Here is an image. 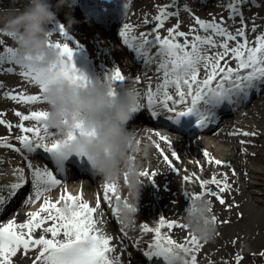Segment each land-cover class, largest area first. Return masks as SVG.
<instances>
[{
  "label": "snow or ice",
  "instance_id": "1",
  "mask_svg": "<svg viewBox=\"0 0 264 264\" xmlns=\"http://www.w3.org/2000/svg\"><path fill=\"white\" fill-rule=\"evenodd\" d=\"M246 2L248 0H227V2L222 0L219 5L228 10L229 21L235 22L238 18L239 26L234 29L232 25L226 23L224 17L217 21L215 17L205 20L195 16L187 0L182 6L179 0L158 5L156 15L148 19L146 14L143 20L145 25L154 22L153 26L147 32H140L139 36L134 34L132 24L125 23L119 33L122 43L136 53L145 68L156 66L155 77L150 76L146 71L135 77L134 84H139L141 79L147 81L144 93L146 103H142L139 99L132 112L141 108L150 110L153 116L165 112L170 114L169 118L174 121L181 116L192 115L196 118L197 127L207 129L210 126H218L221 111H235L236 106H246L251 102L252 96H259L264 92V32L256 35L254 41L248 40V25L240 7ZM252 3L255 4L256 0H252ZM128 7V3H125V15ZM181 11L187 12L194 21L187 32L180 30ZM170 18H176V23L168 27L166 34L162 36L160 30ZM256 29L257 26L253 23L251 31L256 32ZM58 32L62 40L48 33V48L56 52V60L47 72L35 69L30 57L18 58L16 48H3L0 52V64L7 62L12 65L4 70L7 73H14L18 67V75L38 89L36 94L7 91L4 93L7 98L25 105L46 104L47 85L58 80H67L76 88H87L90 80L72 62L73 49L65 42L69 37L63 25L59 26ZM5 35L13 38L10 32H5ZM180 38H183L182 41ZM3 44L4 41L0 40V45ZM153 48L156 49L155 53L152 52ZM106 77H110L112 81L109 95L116 96L114 83L125 81V76L120 68L113 67ZM153 79L156 81L154 87ZM14 114L19 118V123L15 125L21 133L15 137L19 147L5 138H0V148H8L20 154L26 161L28 174H25L23 167L14 168L12 174L16 177V181L8 185H0V212L5 210V206L23 190L29 180L32 191L24 204H35L42 197L43 201L36 211L27 213L28 218L24 222L17 223L14 219H9L0 224V264H14V259L18 255L27 256L31 250L36 252L32 264H122L119 256L110 255L114 251L110 243L112 237L104 234V230L97 226L100 221L95 215L101 208L102 200L110 207L112 196H115L116 201L120 200L116 183L105 182L102 199L100 195L97 196L95 207L83 200L82 193L73 196L66 189L53 201L45 196V193L61 185L62 181L57 179L49 167L34 166L29 159L30 154L35 153L37 149L52 154L56 159L66 158L72 153L85 156L79 147V138L93 133L83 129L79 122H75L73 130L62 136L58 130L41 123L47 118V110H35L27 114L16 111ZM2 116L3 113H0V117ZM28 121L36 123L26 126L25 122ZM0 126H5L9 132L13 128V125L3 118H0ZM237 134L253 137L257 135L256 132L247 131L229 133V135ZM155 135L161 141L170 144L167 136L160 132ZM132 136L135 139L134 133ZM135 141L139 145L140 141ZM240 143L243 145L245 141L241 140ZM155 147L169 168L174 172L177 171L173 161L164 153L160 145L156 144ZM203 156L209 164L231 167L230 163L211 157L207 151H204ZM171 157L180 159L174 151H171ZM130 159L134 163L135 157L130 156ZM197 164L199 165L198 161ZM232 175H235L234 169ZM138 176L147 177L152 181L156 172L144 170L138 172ZM124 177L127 183L128 174L125 173ZM183 180L185 183H191L192 177L185 175ZM196 180L201 191L192 193L185 190L187 204L193 198L207 196L214 198L222 206L227 205V209L239 207V205L227 204L224 198L225 193L232 191L227 174H224L223 178H218L214 173L209 179H200L197 176ZM210 185H214L215 189L209 187ZM124 206L131 208L133 213L136 212V208L127 201L124 202ZM119 211V205L111 207V214L118 223L121 222ZM238 215L242 217L243 213ZM211 220L216 225L230 223L228 219L218 220L216 215H212ZM176 228L187 229L186 225L177 220H168L165 217H161L151 227L148 223L140 225L141 233L152 234V241L146 246L147 251H144V255L149 260L152 257L162 258L165 264L167 255L173 247H176L184 253L185 264H199V253L207 242L202 243L196 236L188 233L184 242L180 243L170 234L171 230ZM164 229L169 231L165 232ZM37 230L41 232L38 237L34 235ZM121 232H124L123 227ZM216 235H219L218 231ZM125 237L126 233L121 240L123 241ZM232 243L235 244L236 241L233 240ZM134 244L139 246V241H134ZM259 255L264 256V251ZM243 258L240 253L235 254L232 264H242ZM209 264L213 262L209 260ZM222 264L229 262L222 261Z\"/></svg>",
  "mask_w": 264,
  "mask_h": 264
},
{
  "label": "bare ground",
  "instance_id": "2",
  "mask_svg": "<svg viewBox=\"0 0 264 264\" xmlns=\"http://www.w3.org/2000/svg\"><path fill=\"white\" fill-rule=\"evenodd\" d=\"M80 0H76L73 7L78 9L77 4ZM15 0H0V11L6 8H9L10 11L0 12V16L5 15L6 13L14 12L15 8L13 6ZM21 6L19 9H22L26 3V0H19ZM163 0H127L129 5L127 15H125V8L122 9V14L118 17L113 18L111 21L104 22L101 28L97 29L87 23L80 21L73 11L64 7L57 13L58 21L61 25L64 26L67 23L65 19V14L69 13L71 17L75 20V23L72 24V27L68 30L65 29L69 39L65 42L68 43L69 47L73 50L78 47L84 48V55L86 60H91V67L95 69V72L102 71L99 76L103 75V72L106 70L101 69L98 65L99 63L104 64V66L109 69L113 66L121 69V72L125 74L128 78L134 81L137 75H141L142 72H147L149 75L155 72V66L151 65L145 68L142 65V61L134 56L130 49L122 43V38L120 37V29L125 23L133 24L134 22H139L143 24V20L146 18L150 19L153 14L157 12V6L161 5ZM181 6L185 0H179ZM191 9L199 10L206 3L212 7H218V0H187ZM242 12L245 18V21L248 25L247 37L250 42L255 40L256 35L264 32V0H256V3L253 4L252 0H248L245 4L242 5ZM206 20H210L213 17H218L212 11L205 10L201 14ZM253 17L255 19L253 20ZM225 19V18H224ZM186 20H188L186 18ZM226 23L234 27H238V20L229 21L225 19ZM187 23L189 21H186ZM186 22L182 25L181 31L187 32L189 30L186 27ZM255 23L257 26L256 32H252V24ZM3 26L2 21H0V27ZM115 26V27H114ZM172 27L170 23H166L165 27L160 30V34L163 36L166 34V29ZM49 32L52 34V37L62 40L63 38L59 37L58 27L55 23L52 22L49 25ZM134 34L137 36V30L134 29ZM114 37L122 47L123 51L129 56L131 62H133V68L127 63V61L122 56L121 52L113 50L110 48V44L107 42L106 37ZM113 37V38H114ZM181 41L183 38H180ZM0 40L4 41L3 45H0V52L3 51L4 47H8L11 44H15V40L12 37L5 35V32H0ZM105 50L108 51L109 58L105 54ZM72 62L75 67L80 68L81 64L78 62L77 57H72ZM234 66V64H233ZM0 69H2L0 64ZM109 72V71H108ZM142 80V79H141ZM24 91L27 94L35 91L34 87L29 85L26 81H23L21 85L13 86V83H6L2 86L0 90V113H3V116L0 118L5 119L7 122L13 125L11 132H9L5 126H0V138L7 139L8 142L15 144L17 147L18 141L15 139L17 135H20L19 129L15 127L19 123V118L14 114L16 111L27 114L30 111L35 110H46L47 105L42 103L36 104H21L11 99L7 98L4 93L7 91ZM145 88L140 90V94H143ZM117 92V91H116ZM118 95V92H117ZM139 110V109H138ZM165 113V112H164ZM158 113L155 119L145 118V115H138L130 121L134 122L135 125L139 124L141 121H146L147 125L145 128H138L137 132H132L135 134V140L140 141L139 146L141 149L144 146H147V154L143 151L140 152H131L130 155L135 157L134 165H138L136 168V178L143 183L140 189L139 199L136 200L129 193L128 185L125 186L121 179L116 182L117 192L121 194L122 198L119 201H116L115 196L111 200V204L114 206L124 204L127 201L129 204H132L136 208V212L133 213L134 224L130 228L122 226L116 227L114 225L113 218L111 217V223L105 218L104 213L101 210H104L108 203H101L100 210L95 214L96 219L100 221L97 225L104 230V234L112 237L111 245L114 247L113 253L110 255L116 257L118 255L119 246H124L128 244V240L139 241V237L143 238L146 242L152 241V234H146L140 232V225L148 223L149 226H154L161 217H165L168 220H177L179 223H183L184 209L187 206V197L184 195V191L187 190L192 193H199L201 191L199 182L196 180L198 176L200 179H209L214 173L218 178H223L224 174H227L229 183L232 185V191L230 193H225L224 198L227 201V204L230 205H239V207H232L227 209V205L222 206L214 198H209L212 201V215H216L218 220L222 221L225 219L230 220V223L219 225L217 224V231L219 235H215L214 239L208 241L206 246L199 253V264H209V260L213 264H222V261H228L229 264H232L235 254L240 253L244 258L242 264H264V256H260L259 253L264 251V193L261 191V198H257L258 193L254 192L252 189L255 188L254 185H250L244 179L254 175L252 166L253 163L260 162L264 164V93L261 96L259 101H253L248 108H245L240 112V114L231 116V118L220 119L218 120V125L221 124V128L216 133L204 134L202 136H195L196 132L193 133H184L180 130L185 139L176 138L173 136L171 130L174 129V121L169 118L168 113L166 116H163ZM164 118H167L164 119ZM247 119V121H243ZM36 122L28 121L25 122L26 126H32ZM247 123L250 124V128L246 127ZM236 128H241L242 131H237ZM205 130V129H201ZM247 132H256L258 135L255 137L246 136V139H242L248 142L245 146L246 149H251L255 152L254 157H249V153L244 149V145H240L239 137L244 136L242 134L229 135V133L237 132L242 133ZM259 130V133H258ZM160 132L162 135L167 136L169 143L161 141L155 133ZM149 137L154 138L151 140ZM215 147L220 143H226L229 148L230 157L226 155L215 153L213 150V145ZM159 144L160 148L163 149L164 153L169 156L173 161L175 167L176 163L174 158L171 157V151L177 152V154H183V152H190L192 158H196V162H199L197 166H187L185 170H182L181 175H188L192 177L191 183H185L182 187L181 176H178L174 171H172L169 166L164 162L159 153L156 151L155 145ZM252 144V145H251ZM171 145V147H170ZM243 149V151H242ZM204 151H207L211 157L219 159L221 161H226L230 163L231 167L216 166L214 164H209L203 156ZM14 151L8 148H0V174L3 173L4 168H6L7 162H15L11 159L10 155ZM194 153V154H193ZM29 156L30 161L32 160ZM224 156V157H223ZM38 161H44L37 156ZM37 160L31 161L34 166L42 167V164ZM143 160L146 163H143ZM143 163V164H142ZM14 166V165H13ZM25 173L28 174V169L26 167V161L24 162ZM235 171V175H232V171ZM148 170L149 172H156V176L153 177L150 181L147 177L138 176V172ZM122 176V175H121ZM120 176V177H121ZM125 177L123 176V181ZM130 177L128 176V184L130 182ZM6 182V181H5ZM105 180L100 178L95 182H91L88 185L79 186L78 184H69L66 185L62 182L59 185L60 190L47 195L51 200L55 201L59 198L60 195L64 193L66 189L68 193L73 194L74 196L78 194L81 190L82 196L85 201H90V194L94 191L95 194L100 195L102 199L103 189L98 188V185L102 186L105 184ZM185 182V181H184ZM109 183V182H108ZM8 184H10L8 180ZM195 184V185H193ZM0 185L2 182L0 181ZM7 185V184H5ZM66 185V186H65ZM180 186V187H178ZM103 187V186H102ZM209 187L215 189L214 185ZM31 183L25 185L22 191H20L17 196L14 198L18 199L17 204L19 207L27 206L24 204V201L28 198V195L31 193ZM13 201V200H12ZM43 198L40 202L33 208L32 211H36L40 204L42 203ZM255 202H260L261 205L255 204ZM10 202L5 206V210L0 212V217L8 211L10 207ZM96 206V201H93L92 207ZM29 213V212H27ZM27 213H21V210H17L11 213L10 218H5L1 220L0 224L7 222L9 219H14L17 223L24 222L28 217ZM238 213H243V216L240 217ZM121 221V220H120ZM121 223V222H120ZM123 227L124 232H121ZM163 231L168 232L169 230L164 229ZM126 233L125 239L122 241L121 237ZM190 233L188 229L176 228L171 230L170 234L173 239L183 243L185 236ZM41 234L40 230H37L34 235L38 237ZM50 238V234H48ZM235 240L236 243L233 244L232 241ZM202 242V241H201ZM204 243V242H202ZM139 244L144 246V243ZM135 246H137L135 244ZM255 253V255H253ZM35 250H31L27 256L20 254L14 259V264H24L25 261H32L35 258ZM135 255L142 257L141 253L135 252ZM30 264V262L28 263Z\"/></svg>",
  "mask_w": 264,
  "mask_h": 264
},
{
  "label": "clouds",
  "instance_id": "3",
  "mask_svg": "<svg viewBox=\"0 0 264 264\" xmlns=\"http://www.w3.org/2000/svg\"><path fill=\"white\" fill-rule=\"evenodd\" d=\"M76 0H26L22 9L0 16L3 26L0 32H10L16 42L18 58L30 57L33 67L47 72L56 60V52L48 48L49 25L61 8L71 10ZM68 30L75 23L69 13L65 14ZM119 95H109L112 88L110 77L91 79L87 88H76L67 80L47 85L45 98L47 118L41 123L58 130L66 136L79 122L83 129L93 134L79 138L78 144L95 174L109 183H116L125 173L131 178L129 193L139 199L143 183L136 178V168L130 153L143 151L136 143L132 131L126 128L132 119V108L139 103L140 92L128 77ZM132 205V204H131ZM133 206V205H132ZM134 207V206H133ZM212 202L206 196L189 200L183 223L190 233L202 242L214 239L217 226L211 220ZM121 224L130 228L134 224L131 208L119 205ZM165 264H185L184 253L173 247Z\"/></svg>",
  "mask_w": 264,
  "mask_h": 264
},
{
  "label": "rangeland",
  "instance_id": "4",
  "mask_svg": "<svg viewBox=\"0 0 264 264\" xmlns=\"http://www.w3.org/2000/svg\"><path fill=\"white\" fill-rule=\"evenodd\" d=\"M219 1V0H218ZM221 2H222V0H221ZM108 3H112V4H116V5H118V4H120L121 3V0H107V4L106 5H108ZM171 3V0H163V2H162V4H161V6L162 5H166V4H170ZM241 7V6H240ZM17 10L19 9V7H15ZM173 10V9H172ZM192 10V13L195 15V16H200V13H202L203 11L202 10H209V11H212L213 12V14H214V12L216 13V14H218V17H216V20L217 21H219L220 20V18H221V16H227L228 17V12H227V10L226 9H224V7H221V6H219V7H212V6H210L208 3H206V5L204 6V7H202V8H200L199 10H194V9H191ZM2 11H10V9L9 8H6V9H4V10H1L0 12H2ZM73 13L75 14V16L80 20V21H83V22H87V23H89V24H91V25H93V23L91 22V20H89L88 18L89 17H87V16H85V15H83L81 12L79 13V11H78V9H73ZM154 15V14H153ZM190 16H189V14L187 13V12H180V15H179V19H180V21L182 22L181 23V26L182 25H184V23L186 22V21H189L188 23L186 22V27H190L191 25H193L194 24V21H193V19H191V18H189ZM186 18H189V20H186ZM202 19V18H201ZM154 22H152V23H149L150 25H152ZM166 23H170V25L172 26V25H174L175 23H176V18H170L168 21H166L165 22V25H166ZM149 24H147V25H149ZM140 25H142L141 23H139V22H134V24H133V26H134V28L135 29H137V31H139V33L140 32H145L146 30L144 29V25L143 26H140ZM203 34V33H202ZM107 39V42L110 44V48H112L113 50H117V51H119V52H121V54H122V56L124 57V59L127 61V63L130 65V66H132L131 65V61H130V59H129V56H127V54L125 53V52H123V49L121 48V45L118 43V42H116L114 39H113V37H106ZM84 49V48H83ZM79 54H80V56H79ZM82 54V50H78V51H73V55L74 56H76L77 57V59L79 60V61H81V55ZM105 54L109 57V58H111L110 56H109V54H108V51L107 50H105ZM89 63H91L90 61H89ZM84 64H86L85 65V67H82V69L80 70V72H83L84 74H85V76H87L88 77V79L89 80H91V79H96V78H101L100 76H99V72L100 71H98V72H96L95 73V70H90L89 68H88V64L85 62ZM100 67L102 68V67H104V65H100ZM103 69V68H102ZM106 74H107V72H104L103 73V76L104 77H106ZM126 77V76H125ZM102 79V78H101ZM123 84H127V81H123ZM143 84H144V86H147V81H143ZM155 86V83H153V87ZM262 93H264V92H262ZM261 98V97H260ZM260 98L258 99V101L260 100ZM240 114V113H239ZM238 114V115H239ZM243 121L245 122V121H247V119H243ZM144 123V122H143ZM246 127H248V128H250V124L249 123H247V126ZM221 128V124L220 125H218V126H214L211 130H208L209 131V134H211V133H216V132H218V130ZM235 129L237 130V131H242V129L241 128H236V126H235ZM132 130H135L134 128H132ZM244 131V130H243ZM258 133H259V130H258ZM202 135H204V134H195V136H202ZM258 135V134H257ZM256 135V136H257ZM255 136V137H256ZM176 137V136H175ZM237 137H239V143H240V141L242 140V139H246V136H237ZM253 137V136H252ZM151 137H149V139H150ZM180 138V137H179ZM181 138H183V139H185L186 137H181ZM154 138H151V140H153ZM263 140H264V138H263ZM243 141H245V140H243ZM248 144V142L247 141H245V144H243L244 146L243 147H245L246 145ZM213 145V150H214V152L215 153H218L219 155L220 154H222V155H226V157H230V152H229V148L227 147V144L226 143H220V144H218V146L217 147H215V145H217V143L215 142V144H212ZM240 145H242L241 143H240ZM252 145V144H251ZM246 151H247V153H249V157H251V158H253L254 157V154H255V152L254 151H252L251 149H246V147L244 148ZM156 151L159 153V151L156 149ZM176 154H177V152H176ZM194 154V153H193ZM159 155H160V153H159ZM161 156V155H160ZM177 156H179L180 157V159L179 160H176L175 158H174V161H175V163H176V166H177V163H178V166L177 167H175V169H177V171H175V173L178 175V176H181V184H182V187H184L183 185L185 184V182H184V180H183V177H184V175H181V173H182V170H185V168H187V166H191V167H193V166H197V162H196V158L197 157H195V158H192L191 160H190V158L192 157V155L190 154V152H183V154H177ZM223 156V157H224ZM13 158V157H12ZM162 158V157H161ZM14 159V158H13ZM163 159V158H162ZM16 160V159H15ZM143 163L145 164L146 163V161L145 160H143ZM142 163V164H143ZM254 164V166H252L251 168H253L254 169V171H256V173L254 174V175H250V177H247V178H245L244 180L246 181V182H248L250 185H254L255 186V188L254 189H252L254 192H257L258 193V195H257V198H261V196H263L262 194H260L261 193V191H263V193H264V164H262V163H260V162H256V163H253ZM123 176L124 175H122L121 177H120V179H121V181H122V183L125 185V186H127L128 185V182L126 183L125 182V179H124V181H123ZM193 185H195V184H193ZM178 187H180V186H178ZM98 188H100V189H103V187L102 186H100V185H98ZM53 192H55V190H51V191H49V192H47V193H45V196H47V195H49V194H51V193H53ZM117 194L119 195V196H121V194H119V192H117ZM43 198V197H42ZM90 199L91 200H94V196H90ZM40 201H37L35 204H29L28 206H25V207H22V208H18V206H16V204H14L13 206H11V208L9 209V211L2 217L3 219H5V218H10L9 216H11V213H13V212H15V211H17V210H21V213H23V212H25V213H27V212H32V210H33V208L37 205V203H39ZM255 204H257V205H261V203L260 202H255ZM19 210V211H20ZM109 210H110V208H109V205H108V208H106L105 210H102V213L104 212H106V215H108V213H109ZM1 218V220H3ZM106 219H108V221L111 223V220L109 219V218H107L106 217ZM113 223V222H112ZM114 224H116V226L117 225H120L118 222H117V220H116V218L114 217ZM143 239V238H142ZM27 263V261H25L24 262V264H26Z\"/></svg>",
  "mask_w": 264,
  "mask_h": 264
}]
</instances>
